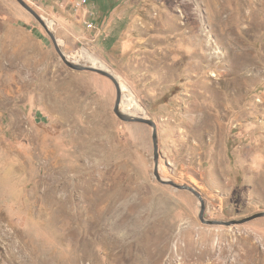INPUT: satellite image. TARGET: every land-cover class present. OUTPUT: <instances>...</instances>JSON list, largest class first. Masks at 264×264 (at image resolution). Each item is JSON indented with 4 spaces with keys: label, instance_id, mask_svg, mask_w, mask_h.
Returning a JSON list of instances; mask_svg holds the SVG:
<instances>
[{
    "label": "rangeland",
    "instance_id": "1",
    "mask_svg": "<svg viewBox=\"0 0 264 264\" xmlns=\"http://www.w3.org/2000/svg\"><path fill=\"white\" fill-rule=\"evenodd\" d=\"M25 1L71 61L91 52L132 88L159 174L197 187L207 219L264 212V0ZM116 99L0 0V264H264V217L202 222Z\"/></svg>",
    "mask_w": 264,
    "mask_h": 264
},
{
    "label": "water",
    "instance_id": "2",
    "mask_svg": "<svg viewBox=\"0 0 264 264\" xmlns=\"http://www.w3.org/2000/svg\"><path fill=\"white\" fill-rule=\"evenodd\" d=\"M22 6H24L29 12H31L33 14V16L45 27V29L47 30V32L49 33L50 37L52 38L55 48L57 50V52L59 53V55L61 56L62 60L64 61V63L69 66L70 68L74 69V70H78V71H83V70H88V71H95L97 73H100L108 78H110L117 89V99H116V103H115V107H114V112L116 113V115L124 120V121H128V122H140V123H145L148 124L149 126H151L153 128V141H154V159H155V176L156 178L163 184H167V185H171L177 189L180 190H187L192 192L195 196H197L200 200L201 203V208H200V219L202 222L204 223H208V224H213V225H226V226H231V225H236V224H242L245 223L247 221H250L252 219L255 218H259V217H264V212H259L256 214H253L249 217L246 218H242V219H231V220H220V219H207L205 217V211H206V202L205 199L203 198L202 193L200 192V190L195 187L194 185H189V184H179L173 180H166L163 179L161 177V175L159 174L158 171V164H159V137H158V126L157 123L155 122V120H153L150 117H145V116H141V115H133V114H129L127 112H124L123 110H121V103L123 100V90L121 87V83L119 81V77L112 72L109 69H105L103 67H98V66H93V65H83L74 61H71L67 55L61 50V48L59 47L58 41L55 37V35L53 34V32H51V30L49 29L46 21L44 20V18L32 7L30 6L25 0H18Z\"/></svg>",
    "mask_w": 264,
    "mask_h": 264
},
{
    "label": "bare ground",
    "instance_id": "3",
    "mask_svg": "<svg viewBox=\"0 0 264 264\" xmlns=\"http://www.w3.org/2000/svg\"><path fill=\"white\" fill-rule=\"evenodd\" d=\"M80 57L86 58L93 66H99V67H103L105 69H109V67L102 60H100L99 58H97L96 56H94L91 52L84 51V52H82L80 54ZM118 77H119V81L121 83V87H122V90H123V101H122V104H121V108H122V110H125L128 113H130V114H133L134 113V115H136L137 114V110H139L138 108H141V105H140V103L138 101L139 98H137L136 94L134 93V91L132 90V88L127 85V83L125 82V80H123L121 76H118ZM54 166H56V165H54ZM50 175H51V173H50ZM195 183L199 186V184H198L197 181ZM64 186L66 187L67 186V183H65ZM52 189H53V187H52Z\"/></svg>",
    "mask_w": 264,
    "mask_h": 264
},
{
    "label": "built area",
    "instance_id": "4",
    "mask_svg": "<svg viewBox=\"0 0 264 264\" xmlns=\"http://www.w3.org/2000/svg\"><path fill=\"white\" fill-rule=\"evenodd\" d=\"M73 2L75 3L76 7L82 8L86 5L87 0H73Z\"/></svg>",
    "mask_w": 264,
    "mask_h": 264
}]
</instances>
